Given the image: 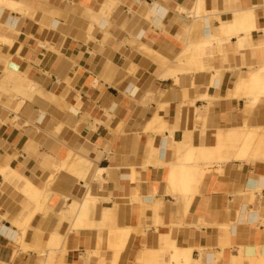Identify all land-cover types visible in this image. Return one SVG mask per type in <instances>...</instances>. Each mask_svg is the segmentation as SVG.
<instances>
[{
  "label": "crops",
  "instance_id": "crops-1",
  "mask_svg": "<svg viewBox=\"0 0 264 264\" xmlns=\"http://www.w3.org/2000/svg\"><path fill=\"white\" fill-rule=\"evenodd\" d=\"M13 2L0 264H264V144L199 152L264 135V0Z\"/></svg>",
  "mask_w": 264,
  "mask_h": 264
},
{
  "label": "bare ground",
  "instance_id": "bare-ground-1",
  "mask_svg": "<svg viewBox=\"0 0 264 264\" xmlns=\"http://www.w3.org/2000/svg\"><path fill=\"white\" fill-rule=\"evenodd\" d=\"M20 7H23L22 5H19L17 4L16 2H13V0H0V17L2 15V13L4 12V10L6 8H9V9H12V10H19L20 12H23V10L20 8ZM25 7V6H24ZM23 7V8H24ZM236 35V34H235ZM3 38V37H2ZM11 67V66H10ZM12 68H10L11 70ZM257 70V69H256ZM248 79V77H247ZM242 87L244 88V91L241 92V94L243 93V96H246V97H252L254 95H262L264 94V72L263 70H259V72L257 71L256 73H251L249 74V80L248 81H243L242 82ZM238 92V91H237ZM259 92V93H258ZM240 94V95H241ZM238 95V96H240ZM256 97V96H255ZM254 97V98H255ZM259 97V96H258ZM239 98V97H238ZM257 98V97H256ZM258 99V98H257ZM254 100V99H253ZM259 100V99H258ZM256 100V101H258ZM256 103V102H255ZM262 131V130H261ZM262 133V132H261ZM264 134V133H262ZM237 137H240L242 139V147H240V151H242L241 153L238 152V155L236 157L239 158V159H248V157L251 155L253 157H256V153H251V150L252 149H256L259 151V146L260 145H263L264 144V135H260L259 131L254 130L252 128V130H247L245 129L244 127V130H237V129H233L229 132V136L227 137V139L224 140V142H219V146L216 147V148H210V149H207V150H199V152L204 156L203 158L206 160H213V159H216V157H218V159H220V156L222 155V150L224 149V143H228L230 142L231 144L230 145H233L232 143H235V140ZM234 146V145H233ZM264 146V145H263ZM226 147V146H225ZM227 152V151H226ZM230 153V152H229ZM259 154V153H258ZM206 155L208 157H206ZM227 155V153H226ZM76 157V156H75ZM202 158V157H201ZM200 158V159H201ZM77 160V159H76ZM83 161V160H82ZM83 163L86 165V164H89V163H86L85 161H83ZM87 166V165H86ZM197 169V168H196ZM73 170V169H72ZM74 171V170H73ZM175 171V170H174ZM177 172H179V170H177ZM195 172V171H194ZM87 173V172H86ZM93 173V172H92ZM97 177L102 173L100 170L98 171L97 170ZM185 173H187V170L186 169H182V171L180 172V176H183ZM178 175V174H177ZM192 176H193V173H192ZM174 177H177V176H174ZM178 178V177H177ZM90 179V178H89ZM179 179V178H178ZM193 179V178H192ZM85 180L87 182L88 180V174L87 176L85 177ZM177 181V179H175ZM174 180V181H175ZM89 182V181H88ZM171 184V183H170ZM178 184V183H177ZM186 184V183H185ZM86 185V184H85ZM89 185V183H88ZM188 185H185L184 186V183H183V188H185V191L188 189L187 187ZM87 187V186H86ZM89 189V188H88ZM34 192L36 194H40V192H37L36 190H34ZM34 193V194H35ZM37 196V195H36ZM35 197V196H34ZM87 197V196H86ZM96 199V198H95ZM94 197L90 195H88V197L86 198V201L84 204L85 205H88L90 202H92L93 200H95ZM78 203V202H76ZM75 203V205H76ZM83 205V203L81 204ZM84 206V205H83ZM78 207V206H77ZM82 208V207H81ZM77 209V208H76ZM86 210L88 211V208H86ZM71 211H74V210H71ZM86 211V212H87ZM84 214V213H83ZM80 219L82 218L81 216L79 217ZM79 220V219H78ZM80 221V220H79ZM103 238V237H102ZM104 239V238H103ZM105 240V239H104ZM103 240V241H104ZM123 246V245H122ZM190 252L191 250L189 251L188 256L190 255ZM185 255V253H184Z\"/></svg>",
  "mask_w": 264,
  "mask_h": 264
}]
</instances>
